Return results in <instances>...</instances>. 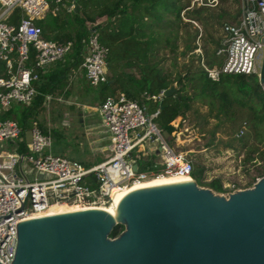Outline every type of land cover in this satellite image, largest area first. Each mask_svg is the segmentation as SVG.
Masks as SVG:
<instances>
[{
    "label": "built area",
    "instance_id": "obj_1",
    "mask_svg": "<svg viewBox=\"0 0 264 264\" xmlns=\"http://www.w3.org/2000/svg\"><path fill=\"white\" fill-rule=\"evenodd\" d=\"M239 9L237 21L223 27V62L220 67L203 66L207 77L256 75L259 52L264 50V0H234ZM68 0H0V113L26 108L36 95L34 83L48 67L62 61L72 42L44 40L35 21L46 13L55 15ZM219 0H190L189 8L217 6ZM74 8L70 1L67 10ZM17 10L16 24L7 23ZM194 24V22H192ZM32 53V57H30ZM108 49L91 34L81 42V68L89 86L107 81ZM163 92L148 96L161 99ZM147 97V98H148ZM50 100L45 96L44 105ZM101 124L108 134V156L91 166L50 153L52 138L37 128L27 132L26 151L18 152L21 127L15 119L0 120V145L13 152L0 151V264H11L16 227L56 206H80L110 198L131 183L149 177L132 167L139 154L150 146L159 156L162 174L191 178L192 162L167 145L162 131L144 108L123 94L109 95L98 104ZM242 130L235 136L241 135ZM137 165V164H136Z\"/></svg>",
    "mask_w": 264,
    "mask_h": 264
},
{
    "label": "trees",
    "instance_id": "obj_2",
    "mask_svg": "<svg viewBox=\"0 0 264 264\" xmlns=\"http://www.w3.org/2000/svg\"><path fill=\"white\" fill-rule=\"evenodd\" d=\"M70 1L74 8L67 10ZM188 8L189 0H68L66 7L55 15L48 13L36 20L34 23L41 29L44 40L70 41L72 47L62 61L39 76L34 83L36 95L26 108L0 113V120L15 119L21 127L17 151H26L25 138L30 129L48 133L38 122L45 110V96H67L71 92L67 73L81 65L82 40L96 34L98 42L108 49L107 81L96 88L99 103L106 96L123 94L139 103L146 115H153L152 122L169 135L173 131L170 123L176 117L188 111L193 103H202L206 106L203 123L208 119L214 121L208 130L210 139L213 140L218 131L234 133L227 147L237 152L243 150L246 160L260 161L258 177L264 176V147L261 150L257 147L264 142V92L258 84V76L221 75L217 81H211L203 69V66L220 67L223 62L220 54L223 27L237 21L236 2L219 0L213 8ZM18 19L19 12L15 10L7 23L16 24ZM100 19L102 21L97 22ZM191 21L202 26L201 34ZM198 35L202 40L201 54H194ZM165 47L173 61V72L162 66L163 58H156L157 52ZM32 55L30 53V57ZM177 59H182L180 64ZM2 70L0 61V73ZM39 80L44 82L38 85ZM172 85L176 90L170 97L149 98ZM189 87L190 93L187 92ZM240 130L241 135L236 137ZM49 134L51 138L54 136V132ZM136 164L137 171L149 178L162 174L155 153L139 154ZM192 166L191 179L198 186L214 193L226 191L218 179L204 181L203 166L193 163ZM121 230V226H115L109 237L115 238Z\"/></svg>",
    "mask_w": 264,
    "mask_h": 264
},
{
    "label": "water",
    "instance_id": "obj_3",
    "mask_svg": "<svg viewBox=\"0 0 264 264\" xmlns=\"http://www.w3.org/2000/svg\"><path fill=\"white\" fill-rule=\"evenodd\" d=\"M258 84L264 92V56ZM16 233L11 264H264V176L227 197L193 180L140 189L114 216L75 211L20 222Z\"/></svg>",
    "mask_w": 264,
    "mask_h": 264
},
{
    "label": "rangeland",
    "instance_id": "obj_4",
    "mask_svg": "<svg viewBox=\"0 0 264 264\" xmlns=\"http://www.w3.org/2000/svg\"><path fill=\"white\" fill-rule=\"evenodd\" d=\"M236 6L238 8L237 3ZM192 26L198 30L199 34L202 33L200 24L194 22ZM199 36L196 39L197 48L193 51L194 54H201L202 40L199 39ZM259 53L258 68L261 66L264 50ZM220 54L223 58V53L220 52ZM156 55L157 59H164L162 66L166 70L174 71L173 61L168 53V48H162ZM181 60L177 59V63L180 64ZM187 92H191L190 87L187 88ZM98 104L96 103L95 105L98 106ZM46 106L43 114L39 116L38 122L47 132L52 134L54 132L50 150L52 155L64 156L79 163H94L97 158L101 161L107 158L108 146L106 149L104 139L101 136L97 138L87 134V132L85 133L77 111L71 112L68 109L61 111L58 107L53 112L52 104ZM205 114L206 106L204 104L193 103L188 111H185L170 123L173 131L166 140L167 145L174 152L181 153L194 165L203 166L205 169V182H209L212 179L220 180L226 191L216 193L217 195L227 197L229 193L250 188L260 178L258 176L262 163L256 160H246L243 150L237 152L227 147L226 144L234 133L218 131L215 133L213 140H211L208 130L214 121L208 119V122L204 124L203 115ZM83 116L87 124H94L96 128H100V116L97 108L90 107L89 114ZM244 132H246V129H244ZM27 137L28 134L26 133ZM144 147L143 154L155 153L156 162H158L159 156L156 149L153 146L147 147L146 143H144ZM257 147L261 150L264 147V142L258 143ZM0 151L13 152L12 147L5 143L0 145ZM254 156L257 157L256 155ZM252 158L254 157L252 156ZM148 179H151V177Z\"/></svg>",
    "mask_w": 264,
    "mask_h": 264
},
{
    "label": "crops",
    "instance_id": "obj_5",
    "mask_svg": "<svg viewBox=\"0 0 264 264\" xmlns=\"http://www.w3.org/2000/svg\"><path fill=\"white\" fill-rule=\"evenodd\" d=\"M101 21V19L97 20V22ZM53 65L54 64L50 65L45 73H47L53 67ZM67 80L69 84L68 88L71 92L67 96H48L50 100L47 102V105L52 104L53 112H55V109H58V107L61 111H65L67 109L71 112L77 111L80 117V123L82 124L85 133L87 132V134L97 138L101 136L104 139L107 149L108 134L102 126L101 120L100 128H96L94 124H87L86 119L83 116L85 114H89L90 107L97 108L95 105L96 103H99V101L96 99L97 89L88 85L81 66H79L77 69H70L67 73ZM42 82L44 81L39 80L37 84L40 85ZM100 161L101 160L97 158L95 159V162L91 164L93 165Z\"/></svg>",
    "mask_w": 264,
    "mask_h": 264
},
{
    "label": "bare ground",
    "instance_id": "obj_6",
    "mask_svg": "<svg viewBox=\"0 0 264 264\" xmlns=\"http://www.w3.org/2000/svg\"><path fill=\"white\" fill-rule=\"evenodd\" d=\"M167 176L160 175V176L153 177L151 179L134 182L121 191L114 190L110 198H108L107 200H100V201H96L93 203H86L80 206H73V207L64 206V205L56 206V207L51 208L48 211H45L44 213L35 215L34 217H32V219L53 216V215H58V214H65V213H70V212H75V211L91 210V209L101 210V211H104L114 216L116 214V206L118 205L120 200L124 196H126L127 194L133 191L167 185V184L192 181L190 177L188 178L186 176H177L174 174H168Z\"/></svg>",
    "mask_w": 264,
    "mask_h": 264
}]
</instances>
